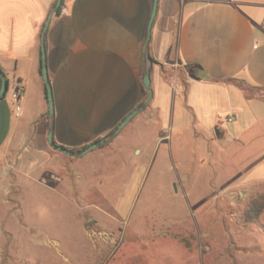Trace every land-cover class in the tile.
Listing matches in <instances>:
<instances>
[{"label": "crops", "instance_id": "obj_1", "mask_svg": "<svg viewBox=\"0 0 264 264\" xmlns=\"http://www.w3.org/2000/svg\"><path fill=\"white\" fill-rule=\"evenodd\" d=\"M53 5L0 0V69L21 106L15 116L11 94L0 99V150L15 142L46 154L50 130L67 148L107 136L142 102L149 72L150 108L135 124L151 114L157 129L142 137L155 146L174 122L224 157L234 144L238 173L264 180V0H157L149 34L153 0H63L44 34L50 116L40 35Z\"/></svg>", "mask_w": 264, "mask_h": 264}, {"label": "rangeland", "instance_id": "obj_2", "mask_svg": "<svg viewBox=\"0 0 264 264\" xmlns=\"http://www.w3.org/2000/svg\"><path fill=\"white\" fill-rule=\"evenodd\" d=\"M149 108L81 157L0 150V264H264V180L174 122L154 146Z\"/></svg>", "mask_w": 264, "mask_h": 264}, {"label": "water", "instance_id": "obj_3", "mask_svg": "<svg viewBox=\"0 0 264 264\" xmlns=\"http://www.w3.org/2000/svg\"><path fill=\"white\" fill-rule=\"evenodd\" d=\"M62 0H56L55 4L53 5V10L47 17L44 26L42 28V32L40 35V45H41V75L45 84V90H46V95H47V103H48V114L50 116L53 115L54 112V102H53V96H52V90L50 86V82L48 79V74H47V68H46V59H45V46H44V34L47 29V26L50 21V17L52 13H55L56 10L59 8ZM156 7H157V0H153V7H152V12L150 16V21L148 25V34L150 32V26L152 23V20L154 18L155 12H156ZM0 98L5 95L7 91V80L4 75V73L0 70ZM142 84L144 89L147 92L146 99L145 101L139 105L138 107L134 108L132 111H130L122 120L121 122L116 126V128L113 130L112 134L116 135L118 134L128 123L129 121L139 112L143 111L151 102L152 99V89L150 87V75L149 72H145L143 79H142ZM105 142V138H101L97 141L91 142L86 148H84L81 151H73L69 148H66L64 146H60L55 143L54 138H53V132L50 130L47 135V143L48 146L57 152H60L65 155H72L76 157H81L90 152L91 150L97 148L100 144H103Z\"/></svg>", "mask_w": 264, "mask_h": 264}, {"label": "built area", "instance_id": "obj_4", "mask_svg": "<svg viewBox=\"0 0 264 264\" xmlns=\"http://www.w3.org/2000/svg\"><path fill=\"white\" fill-rule=\"evenodd\" d=\"M177 79V78H175ZM174 90L177 92V93H182L183 92V89L181 86H179L178 83H174ZM11 98L13 99V101L15 102V105H14V114L15 116H18L19 115V112H20V109H21V106L20 104L18 103V100H19V92L18 90H13L12 93H11ZM224 120L226 121H231L232 120V117L231 116H225L224 117Z\"/></svg>", "mask_w": 264, "mask_h": 264}, {"label": "trees", "instance_id": "obj_5", "mask_svg": "<svg viewBox=\"0 0 264 264\" xmlns=\"http://www.w3.org/2000/svg\"><path fill=\"white\" fill-rule=\"evenodd\" d=\"M55 2H56V0H54V4H55ZM62 3H63V0L61 1V4H60L59 8H58V9L56 10V12H55L56 15L59 14ZM0 70H1V69H0ZM0 81H1V80H0ZM146 95H147V92H146L145 89H143V99L146 97ZM3 97H4V96H2L1 98H3ZM1 98H0V99H1ZM46 98H47V95H46ZM143 99H142V101H143ZM141 104H142V102L140 103V105H141ZM114 129H115V128H114ZM112 132H113V130H112L108 135L112 134ZM99 139H101V137L96 138L94 141H97V140H99ZM94 141H93V142H94ZM88 145H89V144H87V145H83V146H80V147H73V148H69V149H71V150H73V151H81V150H83L84 148H86ZM66 148H67V147H66ZM261 207H262V205H261V206L259 207V209H257L255 212H256V213H259Z\"/></svg>", "mask_w": 264, "mask_h": 264}]
</instances>
